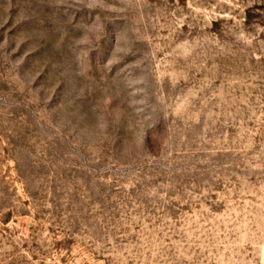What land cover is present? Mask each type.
<instances>
[{"label":"rangeland","instance_id":"rangeland-1","mask_svg":"<svg viewBox=\"0 0 264 264\" xmlns=\"http://www.w3.org/2000/svg\"><path fill=\"white\" fill-rule=\"evenodd\" d=\"M0 264H264V0H0Z\"/></svg>","mask_w":264,"mask_h":264}]
</instances>
